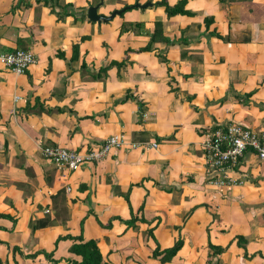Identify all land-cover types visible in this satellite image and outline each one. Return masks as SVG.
Here are the masks:
<instances>
[{"label":"crops","instance_id":"0c3cea01","mask_svg":"<svg viewBox=\"0 0 264 264\" xmlns=\"http://www.w3.org/2000/svg\"><path fill=\"white\" fill-rule=\"evenodd\" d=\"M158 1L0 0V53L35 58L20 74L0 64V264H73L76 236L102 264H264V158L246 149L237 183L216 187L201 147L228 122L264 134V0L170 16ZM135 2L151 5L86 17ZM111 134L124 144L74 170L41 153Z\"/></svg>","mask_w":264,"mask_h":264},{"label":"built area","instance_id":"2783aa9c","mask_svg":"<svg viewBox=\"0 0 264 264\" xmlns=\"http://www.w3.org/2000/svg\"><path fill=\"white\" fill-rule=\"evenodd\" d=\"M34 62L35 58L29 50L17 48L0 53V64L16 74L23 73ZM123 144L124 140L121 135L111 134L100 142L97 149L92 151L81 153L58 146H43L41 153L57 169L74 170L83 162L102 160L110 149L119 148ZM131 146L139 147L138 144H131ZM144 146L155 147L156 143L151 142ZM201 147L204 161L203 172L208 177L207 183L216 187H227L237 183L230 177L229 172L246 149L252 150L258 158H264V134L255 133L240 124L228 122L205 131ZM66 190H69L68 186Z\"/></svg>","mask_w":264,"mask_h":264},{"label":"trees","instance_id":"16d2710c","mask_svg":"<svg viewBox=\"0 0 264 264\" xmlns=\"http://www.w3.org/2000/svg\"><path fill=\"white\" fill-rule=\"evenodd\" d=\"M185 1L179 0L176 4L169 6L166 0H159L154 5L162 6L165 14L170 16L175 13H185L183 9ZM76 239L77 241L73 242L68 248L69 252L80 257V260L73 262V264H102L101 254L93 239L80 240L79 236H76ZM179 247V243H174L171 248L165 251L166 258L172 256Z\"/></svg>","mask_w":264,"mask_h":264},{"label":"water","instance_id":"95a60500","mask_svg":"<svg viewBox=\"0 0 264 264\" xmlns=\"http://www.w3.org/2000/svg\"><path fill=\"white\" fill-rule=\"evenodd\" d=\"M99 4H96L94 6H89L86 9V17L88 20L93 21V22H100V21H107L109 19H111L113 16L120 14L122 11H124L125 9H128L129 7H138V8H145L151 5L150 2H145L143 4H139L137 2H135L132 6H124L121 7L119 9H114L112 10L108 15H101V14H97L96 13V8Z\"/></svg>","mask_w":264,"mask_h":264},{"label":"rangeland","instance_id":"374dc122","mask_svg":"<svg viewBox=\"0 0 264 264\" xmlns=\"http://www.w3.org/2000/svg\"><path fill=\"white\" fill-rule=\"evenodd\" d=\"M130 10V9H129ZM126 11V10H125ZM124 11V12H125ZM122 15V13L121 14H118V15H115L114 17H112L111 19H109L110 21H108L110 24H115L118 20H119V18H120V16Z\"/></svg>","mask_w":264,"mask_h":264}]
</instances>
